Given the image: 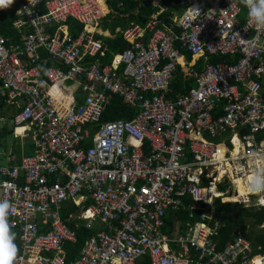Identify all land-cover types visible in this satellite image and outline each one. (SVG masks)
<instances>
[{
	"label": "built area",
	"instance_id": "1",
	"mask_svg": "<svg viewBox=\"0 0 264 264\" xmlns=\"http://www.w3.org/2000/svg\"><path fill=\"white\" fill-rule=\"evenodd\" d=\"M143 1L157 9L120 30L130 45L109 62L96 38L107 0L8 6L20 36L0 34V96L18 109L14 133L34 143L21 162L12 153L0 162L11 264H66L77 234L65 203L78 206L68 219L107 226L84 240L73 264H137L144 255L150 264H196L193 252L206 264H264L243 235L219 249L204 221L178 237L163 233L167 210L186 195L191 217L216 198L264 206V26L246 6L241 20V0H178L184 11L172 20L165 0ZM70 19L82 25L77 35ZM44 53L55 64L44 66ZM214 55L237 60L213 63ZM177 66L196 85L172 98ZM114 95L135 108L132 118L101 120Z\"/></svg>",
	"mask_w": 264,
	"mask_h": 264
},
{
	"label": "trees",
	"instance_id": "2",
	"mask_svg": "<svg viewBox=\"0 0 264 264\" xmlns=\"http://www.w3.org/2000/svg\"><path fill=\"white\" fill-rule=\"evenodd\" d=\"M110 5L112 12L109 14L115 20L118 25H121L122 28H125L129 23L134 21H144V19H140L136 17L134 9L137 6L141 7V13L145 15H149L157 8L149 5L146 1L141 0H107ZM167 18V15H163ZM16 18L14 14L13 7H4L0 8V34L4 36H10L15 39H18L20 33L18 29H16L13 25V22ZM68 24L71 27V33L73 35H77L82 28V25L76 20H68ZM103 38V37H102ZM104 44L107 46V51L104 57H102L103 62H109L112 58L113 54L119 51H122L129 47V42H127L121 33H117L114 38H104ZM188 58H190V54L188 53ZM44 66H50L55 64V61L47 58L44 53ZM221 60H225L227 62H235L237 58L232 57L230 55H218L211 58L212 62H218ZM178 68L177 77L172 81V89H177L178 91H184L185 88L191 87L193 84V79L187 80L185 78V74L180 71ZM186 91V90H185ZM263 97H264V89H263ZM9 109H12V106L8 105L4 99V97L0 96V117L10 116L12 119L14 113L18 111V109L13 108L12 112H8ZM135 108L127 106L122 102V99L118 95H114L111 102L107 105L106 110L104 111L101 120H113V119H130L135 115ZM7 128H4L0 131V139L3 138L4 134H6ZM21 138V137H20ZM22 140L28 139V141L24 142V147L19 148L18 150L13 149L12 154L16 155L17 162H21L22 153L33 154L34 152V143L30 136H26L21 138ZM19 152V155L17 154ZM237 197L232 196L229 199L235 200ZM193 200L190 196L184 197L183 205H179L177 209L169 208L166 212L165 216V226L172 228V223L177 219L182 220L184 223H187L190 220V210L189 205L192 204ZM215 218L220 221L218 226V234L216 236L217 245L219 249L225 247L228 241L232 240L236 237L238 231L248 232V237L253 241V247L256 249V253L264 256V207H256V206H245L243 203H237L235 207L234 216L231 213V203L230 202H221L220 198H217L215 201ZM78 206L73 205L72 203H65L63 205L62 215L65 218L66 222L69 226L76 232L77 240L75 243L69 244L67 246V256H66V264H73L75 259L78 257L81 247L84 243V240L90 236L95 230L99 229H107L106 225L100 227L86 228L83 220L81 219H68V214L70 212H77ZM200 211L195 210L194 218L191 216V222L193 220H197ZM198 215V217H197ZM187 221V222H186ZM259 261L260 258L256 257ZM137 264H150V259L148 255L141 256L137 260Z\"/></svg>",
	"mask_w": 264,
	"mask_h": 264
},
{
	"label": "crops",
	"instance_id": "3",
	"mask_svg": "<svg viewBox=\"0 0 264 264\" xmlns=\"http://www.w3.org/2000/svg\"><path fill=\"white\" fill-rule=\"evenodd\" d=\"M141 1H143V0H141ZM165 4H166V6H165V12L163 13V15H167L168 20H172L173 18H176L177 16L181 15L183 13V11H184V9L179 5L178 0H165ZM109 7H110V5H109ZM140 9H141L140 6H137L134 9L135 15H136V17L139 18V20L142 19V18L143 19L146 18V15L143 14V13H141V10ZM111 12H112V9L110 7L109 13L107 14L106 17H104L101 20V22H100V24L98 26V30L96 32V38L100 39L102 42H104V40H103L104 38H114L116 36V34L117 33H120V30L123 29L121 27V25H118L115 22L114 18L112 17L113 15L112 16L109 15ZM246 15H247V9H246L245 5H243L242 11L240 13V17H241V20L242 21H244V18H245ZM188 56H189L188 53L187 52H184L183 63L191 60V57L188 58ZM214 56H212V57H214ZM221 61H225V60H221ZM221 61H218V62H221ZM213 63H217V62H213ZM198 65H200V66H198ZM201 65H202V63L200 64L199 61H198V64H196V66H198V67H201ZM178 68L181 69L180 71L183 72V75L185 74L184 76H185V78H187V80L193 79V84H191V85L192 86H195L196 85L195 77L192 76V75H190V74H188V72L186 71V69L184 67H181V66H177L172 81L178 75V72H177ZM260 81H261L262 86H263V89H264V76H261L260 77ZM187 89L188 88H185V90H187ZM184 91H180V90L178 91L176 88L175 89H172V84H171V97L172 98H175V96L177 94H179L181 92H184ZM12 131H13V129H12ZM13 133H14V131H13ZM186 196H188V195H186ZM184 197H183V202H184ZM216 199H215V201H216ZM220 200H221V202H230L231 203V213L234 216L235 207H236V204L237 203L234 202V201H225V199L224 200L220 199ZM215 201H214V206L213 207H210V206H207V205L204 204L203 207H201L199 209L200 214H198L199 217L197 215V217H198L197 220H193L191 222V217L190 216H189L190 220H188V222L186 221L187 223H184L182 220L177 219L175 222L172 223L173 225H172V228L171 229H169V227H166L165 226L166 223H165L164 224V227H163V233L166 234L167 236H170V237H178V236L184 235L185 232L189 230L190 226H193V229L195 230L196 229V227H195L196 224L199 223V222L204 221L208 225L214 227L215 234L213 235V239H214V241L216 243V246L218 247L216 236L218 234V226L220 224V221L215 218V212H216V209H215ZM255 202H256V200L252 197V202H251L250 205H248V207L255 206ZM232 203L235 204L234 211H233V208H232ZM182 205H183V203H182ZM262 207H264V206H262ZM203 210L206 211V212H208V213H210V218H206V219L201 218V213L203 212ZM194 217H192V218H194ZM100 226H102V225L101 224L94 225V227H100ZM262 226H264V223L262 224ZM239 235L245 236L249 241H251L252 245L254 244L253 241H252V239L247 236L248 235V232L245 233V232H242V231H238L236 237L239 236ZM235 238H233L230 241H233ZM230 241H228V243ZM169 247L171 249H173L174 251L179 252V245L176 242H174V241L173 242H170L169 243ZM253 255L262 256L259 253L258 254L256 253V249L255 248L253 249ZM192 257L194 259L193 260V263H196V264H206L205 262L207 261V258L199 259V254L197 252H193L192 253Z\"/></svg>",
	"mask_w": 264,
	"mask_h": 264
},
{
	"label": "clouds",
	"instance_id": "4",
	"mask_svg": "<svg viewBox=\"0 0 264 264\" xmlns=\"http://www.w3.org/2000/svg\"><path fill=\"white\" fill-rule=\"evenodd\" d=\"M248 8L249 18L254 19L260 26H264V0H241ZM13 3V0H0V8L7 7ZM198 10L189 11V18H195ZM254 191H256L254 189ZM8 203H0V264H11L16 253V246L13 243L14 237H10L9 226L6 221Z\"/></svg>",
	"mask_w": 264,
	"mask_h": 264
},
{
	"label": "rangeland",
	"instance_id": "5",
	"mask_svg": "<svg viewBox=\"0 0 264 264\" xmlns=\"http://www.w3.org/2000/svg\"><path fill=\"white\" fill-rule=\"evenodd\" d=\"M12 111H13V108L9 109L8 112L10 113ZM4 128H7L8 132L6 134H4L2 139H0V162H2V163L6 162L5 157L8 153H12L13 149L18 150L19 148H23L24 142L28 141V139H26V141H24L25 139H23V140L21 139V138H24V136L16 135L15 133H13V131H12L13 120L10 118L9 115L6 117H0V131ZM17 133H19V132H17ZM26 153H22V151H21L20 154H22V156L23 155H29ZM17 154L19 155V152H17Z\"/></svg>",
	"mask_w": 264,
	"mask_h": 264
},
{
	"label": "bare ground",
	"instance_id": "6",
	"mask_svg": "<svg viewBox=\"0 0 264 264\" xmlns=\"http://www.w3.org/2000/svg\"><path fill=\"white\" fill-rule=\"evenodd\" d=\"M238 185H239V189H240V191L243 192L245 187H243V185H242L241 182H239ZM229 198H230V197H229ZM229 198H226V199H229Z\"/></svg>",
	"mask_w": 264,
	"mask_h": 264
},
{
	"label": "water",
	"instance_id": "7",
	"mask_svg": "<svg viewBox=\"0 0 264 264\" xmlns=\"http://www.w3.org/2000/svg\"><path fill=\"white\" fill-rule=\"evenodd\" d=\"M234 206H235V204H234V203H232V208H233V211H234Z\"/></svg>",
	"mask_w": 264,
	"mask_h": 264
}]
</instances>
